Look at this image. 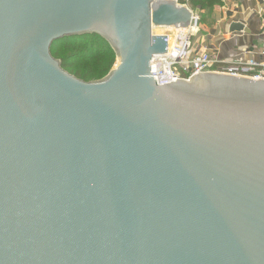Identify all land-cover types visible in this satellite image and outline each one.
Listing matches in <instances>:
<instances>
[{
  "label": "water",
  "instance_id": "obj_1",
  "mask_svg": "<svg viewBox=\"0 0 264 264\" xmlns=\"http://www.w3.org/2000/svg\"><path fill=\"white\" fill-rule=\"evenodd\" d=\"M191 16L0 0V264H264V79L153 77ZM84 35L116 54L101 80L52 56Z\"/></svg>",
  "mask_w": 264,
  "mask_h": 264
},
{
  "label": "crops",
  "instance_id": "obj_2",
  "mask_svg": "<svg viewBox=\"0 0 264 264\" xmlns=\"http://www.w3.org/2000/svg\"><path fill=\"white\" fill-rule=\"evenodd\" d=\"M201 15L196 46L207 49L214 61L230 62L242 58L264 64V37L261 36L264 0H225ZM234 23L242 24L244 30L231 33L230 27Z\"/></svg>",
  "mask_w": 264,
  "mask_h": 264
},
{
  "label": "built area",
  "instance_id": "obj_3",
  "mask_svg": "<svg viewBox=\"0 0 264 264\" xmlns=\"http://www.w3.org/2000/svg\"><path fill=\"white\" fill-rule=\"evenodd\" d=\"M181 5L191 10V24L189 28L183 29L185 31L184 35L180 34L178 36L177 44L172 51L154 57L152 73H156L153 77L156 78L155 80L159 85H167L177 82V80H190L197 74L208 72L255 80L264 79V64L254 59L236 58L230 62H217L211 58L207 49L204 47L198 48L196 40L202 23L201 12L191 8L190 0H185V3ZM261 36L264 37V20L262 21Z\"/></svg>",
  "mask_w": 264,
  "mask_h": 264
},
{
  "label": "trees",
  "instance_id": "obj_4",
  "mask_svg": "<svg viewBox=\"0 0 264 264\" xmlns=\"http://www.w3.org/2000/svg\"><path fill=\"white\" fill-rule=\"evenodd\" d=\"M185 3V0H180ZM191 8L208 12L222 4L221 0H190ZM52 56L61 61L62 68L85 82L105 78L116 63L110 44L98 35L68 37L53 44Z\"/></svg>",
  "mask_w": 264,
  "mask_h": 264
},
{
  "label": "bare ground",
  "instance_id": "obj_5",
  "mask_svg": "<svg viewBox=\"0 0 264 264\" xmlns=\"http://www.w3.org/2000/svg\"><path fill=\"white\" fill-rule=\"evenodd\" d=\"M184 28H178L177 29V32H176V35H175V38H174V41H173V44H172V47H171V49H170V51H172L174 48H175V46H176V42L178 41V36L180 35V34H185V31L183 30Z\"/></svg>",
  "mask_w": 264,
  "mask_h": 264
},
{
  "label": "rangeland",
  "instance_id": "obj_6",
  "mask_svg": "<svg viewBox=\"0 0 264 264\" xmlns=\"http://www.w3.org/2000/svg\"><path fill=\"white\" fill-rule=\"evenodd\" d=\"M222 1H223V0H222ZM116 63H117V60H116ZM116 63H115V65H116ZM115 65H114V67H115ZM114 67H113V68H114Z\"/></svg>",
  "mask_w": 264,
  "mask_h": 264
}]
</instances>
